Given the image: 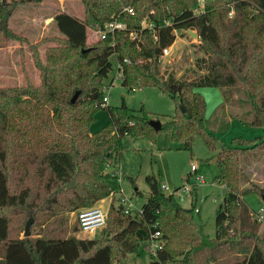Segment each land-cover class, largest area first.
Segmentation results:
<instances>
[{
  "label": "trees",
  "instance_id": "16d2710c",
  "mask_svg": "<svg viewBox=\"0 0 264 264\" xmlns=\"http://www.w3.org/2000/svg\"><path fill=\"white\" fill-rule=\"evenodd\" d=\"M28 2L3 0L0 5V48L10 41L27 43L40 79L34 86L23 71L25 86L0 88V264H128L139 248L148 254L147 264H264L262 223L241 200L253 193L264 202V186L241 188L242 161L264 152L261 136L233 138L215 156L216 180L226 195L215 212L212 241L201 235L193 203L183 208L160 189L154 175L144 178L148 194L141 214H125L122 203L112 201L105 228L95 239L68 234L63 217L120 191L113 166L125 137L154 141L163 132L185 151L200 137L216 152L217 138L206 130L207 105L198 89L242 90L250 108L248 125L264 134V0H204L200 14L194 13L196 0H81L82 18L67 12L53 17L62 38L35 44L9 26L17 5ZM124 8L133 14L121 12ZM113 20L136 32L137 40L116 32L88 42L89 32ZM143 20L153 29L140 30ZM174 31L196 33L204 53L198 62L202 74L175 78L160 73V56L175 41ZM49 43L53 46L45 48L42 61L38 47ZM112 55L127 92L156 87L176 103L158 131L144 108L134 115L124 103L102 106ZM100 110L107 112L108 122L91 133ZM207 164L201 162V172ZM31 216L47 225L36 237H21ZM155 232L162 246L152 254L146 245Z\"/></svg>",
  "mask_w": 264,
  "mask_h": 264
},
{
  "label": "rangeland",
  "instance_id": "374dc122",
  "mask_svg": "<svg viewBox=\"0 0 264 264\" xmlns=\"http://www.w3.org/2000/svg\"><path fill=\"white\" fill-rule=\"evenodd\" d=\"M62 11L78 18H82L84 12L81 0H31L27 4L17 5L9 20V26L13 32L25 38L30 44L53 36L62 38L52 20L56 13ZM94 40L96 37L89 32L88 42ZM198 44L197 39L194 40L187 34L178 32L175 41L170 46V54L160 58V73H172L175 78H192L199 75L201 71L198 68V62L204 57V53L199 49ZM50 46L53 44L38 47L42 61L45 48ZM109 60L112 67L104 80L108 96L107 105L116 107L124 103L134 111V115H138V110L144 108L150 114L151 120H158L160 123L166 122L168 117L174 114L176 103L156 87L136 89L132 93L127 92V89L117 79L116 55H112ZM23 71L32 85H39V72L32 61L28 44L10 41L5 47L0 48V88L25 86ZM198 91L207 105L206 130L215 134L217 138L216 152H210L200 137L194 140L191 151L178 149L176 143L172 142L163 132L157 133L154 141L146 137H125L122 140V153L116 171L120 180V192L101 200L94 206L103 210L107 209L106 212H108L112 201L121 202L122 198H126L131 203L133 214L146 201L148 187L144 181L145 176L154 175L158 185H164L167 188L163 191L167 195L186 184L192 162L201 170V162L208 160L206 170L200 171L204 177V183L194 186L193 194L190 197L184 196L178 203L183 208H189L193 203L194 207L199 209V213L193 212L199 231L203 238L214 240L215 212L226 195L223 186L216 180L215 156L222 147L228 146L233 138L242 137L252 140L260 136L264 138V134L261 129L248 125L251 118L250 108L247 96L242 90L201 88ZM107 122V112L98 111L90 125V132L98 131ZM242 168L244 175L241 181L242 189L249 188L251 184L264 186V152L257 157L248 155L242 161ZM131 179L135 182V186ZM241 200L254 212H259L263 206L257 194L249 193L241 197ZM63 217L69 226L68 234L77 237L86 236L80 231L74 213L63 214ZM29 218L33 220L29 235L31 237H36L38 232L47 225V222L37 223L34 217H28L21 230V237H23L24 226ZM262 225H264V219ZM261 235L264 236V233ZM146 250L151 253L148 245H146ZM148 262V254L142 248H139L137 254L128 258V264H147Z\"/></svg>",
  "mask_w": 264,
  "mask_h": 264
},
{
  "label": "built area",
  "instance_id": "2783aa9c",
  "mask_svg": "<svg viewBox=\"0 0 264 264\" xmlns=\"http://www.w3.org/2000/svg\"><path fill=\"white\" fill-rule=\"evenodd\" d=\"M2 2L3 0H0V5L2 4ZM196 3L198 7L195 9L194 13L200 14L204 10V0H196ZM228 5H230V3ZM121 12H125L127 14H133V11L131 8H124ZM232 15H233V11L231 9V11L228 13V17L231 18ZM145 28L153 29V25L143 20L140 23V30L145 29ZM116 32H126V35L131 41L137 40L136 32L127 31L126 25L124 23L116 22L115 20L107 22L103 26V28L100 30L91 31V33L96 37V39H99V40H104L108 35H113ZM189 32L190 31H187L186 34L188 37L192 38ZM177 34L178 32L174 31L175 37H177ZM192 39L194 40L197 39L199 41V38L197 36ZM169 54H170V46L162 50L160 58L166 57ZM124 62H128V60L125 59ZM103 92H104V97H103L102 106L107 105L108 103V96L106 95V88L103 90ZM203 183H204V177L202 173L200 172L198 166L194 162H192L190 166V174L186 178V184L183 185L181 188H178L169 194L173 195L177 201H180L184 198V196L190 197V195L193 194L192 192H193L194 186H196L197 184H203ZM160 189L162 191L167 190V188L164 185H161ZM125 199L126 198H122L120 202L123 205V212L125 214H132L131 203L127 199L125 201ZM106 211L107 209L103 210L102 208L98 206H92L89 208L81 209L78 212L74 213V216L78 223L80 231L86 234V236L90 239L97 238V234H99V232L105 226L106 217H107ZM194 212L199 213V209L194 207ZM133 214H141V209H139L138 211H135V213ZM253 215L256 221L263 223V219H264L263 206L259 212H254ZM159 237H160V233L155 232L154 235L150 237L149 241L147 242L148 249L150 250L152 254H155L156 251L159 250L162 246V242L158 239Z\"/></svg>",
  "mask_w": 264,
  "mask_h": 264
},
{
  "label": "water",
  "instance_id": "95a60500",
  "mask_svg": "<svg viewBox=\"0 0 264 264\" xmlns=\"http://www.w3.org/2000/svg\"><path fill=\"white\" fill-rule=\"evenodd\" d=\"M189 33H190V36L192 38L196 37L195 32L190 31ZM77 95H78V92H76L74 94V96L72 97L71 103H74V101L77 98ZM182 112H183V109H182ZM149 125L156 131H158L161 128V123L158 120H150ZM263 204H264V202H263ZM32 223H33L32 218H29L28 221L25 223L23 237H27L30 235V227H31Z\"/></svg>",
  "mask_w": 264,
  "mask_h": 264
},
{
  "label": "crops",
  "instance_id": "0c3cea01",
  "mask_svg": "<svg viewBox=\"0 0 264 264\" xmlns=\"http://www.w3.org/2000/svg\"><path fill=\"white\" fill-rule=\"evenodd\" d=\"M62 12H63V11H62ZM58 13H59V12H58ZM56 14H57V13H56ZM56 14H55V15H56ZM55 15H54V16H55ZM54 16H53V17H54ZM52 20H53V19H52ZM202 73H203V72L201 71L199 74H202ZM38 83H40L39 79H38ZM219 101H220V103H221V100H219ZM120 158H121V157H120ZM119 162H120V159H119L118 163H119ZM118 163H117V164H118ZM117 164L113 166V169H114L115 171H117V169H118ZM109 169H111V167H110ZM118 173H119V172H118ZM262 224H263V223H262ZM262 233H264V225H262V226H261V229H260V234H262Z\"/></svg>",
  "mask_w": 264,
  "mask_h": 264
}]
</instances>
